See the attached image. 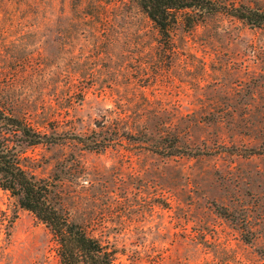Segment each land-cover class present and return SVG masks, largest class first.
I'll return each mask as SVG.
<instances>
[{"label": "rangeland", "instance_id": "374dc122", "mask_svg": "<svg viewBox=\"0 0 264 264\" xmlns=\"http://www.w3.org/2000/svg\"><path fill=\"white\" fill-rule=\"evenodd\" d=\"M0 100L62 135L28 165L117 264H264V28L215 14L169 43L134 0H0ZM95 132L115 143L71 138ZM0 264H59L2 188Z\"/></svg>", "mask_w": 264, "mask_h": 264}, {"label": "trees", "instance_id": "16d2710c", "mask_svg": "<svg viewBox=\"0 0 264 264\" xmlns=\"http://www.w3.org/2000/svg\"><path fill=\"white\" fill-rule=\"evenodd\" d=\"M156 26L161 38L172 42L173 29L180 20L192 28L208 16L226 14L251 27L264 28V7L236 0H134ZM90 150H103L115 143L112 136L73 135ZM62 135L46 133L25 117H17L0 100V188L17 197L19 204L33 212L50 229L57 244L59 264H117L119 250L105 234L94 235L73 221L56 199L55 182L38 176L28 165L31 146L59 144ZM169 145L167 155L185 153Z\"/></svg>", "mask_w": 264, "mask_h": 264}]
</instances>
